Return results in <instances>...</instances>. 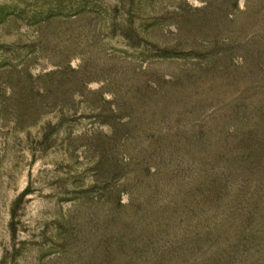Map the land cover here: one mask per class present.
Instances as JSON below:
<instances>
[{
  "label": "rangeland",
  "instance_id": "obj_1",
  "mask_svg": "<svg viewBox=\"0 0 264 264\" xmlns=\"http://www.w3.org/2000/svg\"><path fill=\"white\" fill-rule=\"evenodd\" d=\"M0 264H264V0H0Z\"/></svg>",
  "mask_w": 264,
  "mask_h": 264
}]
</instances>
